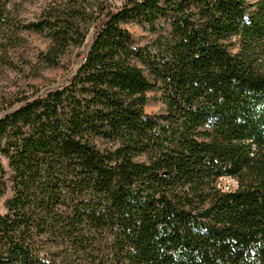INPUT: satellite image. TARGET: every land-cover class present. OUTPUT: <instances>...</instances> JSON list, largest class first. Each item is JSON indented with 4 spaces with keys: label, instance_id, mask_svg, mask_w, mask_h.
<instances>
[{
    "label": "trees",
    "instance_id": "1",
    "mask_svg": "<svg viewBox=\"0 0 264 264\" xmlns=\"http://www.w3.org/2000/svg\"><path fill=\"white\" fill-rule=\"evenodd\" d=\"M21 29L47 67L92 37L0 116V264H264V0H61Z\"/></svg>",
    "mask_w": 264,
    "mask_h": 264
},
{
    "label": "rangeland",
    "instance_id": "2",
    "mask_svg": "<svg viewBox=\"0 0 264 264\" xmlns=\"http://www.w3.org/2000/svg\"><path fill=\"white\" fill-rule=\"evenodd\" d=\"M99 1L119 6L122 0ZM60 3L61 0H0V6L4 8L3 22H0V116L16 100L34 94L44 95L50 90L67 85L77 64L83 59L91 43V31L82 47L71 48L59 59L57 65L47 67L42 58V53L49 46L47 33L21 29L22 26L38 20L48 6ZM161 24L163 23L160 22ZM126 29L139 47L149 44L155 37L136 23L127 25ZM77 56L79 59L76 61ZM18 105L20 104H15L13 108ZM144 110L148 115L160 114L165 110L159 91L147 94ZM1 164L8 172L7 161L1 159ZM218 185L228 190L235 187V182L224 178L218 181Z\"/></svg>",
    "mask_w": 264,
    "mask_h": 264
}]
</instances>
